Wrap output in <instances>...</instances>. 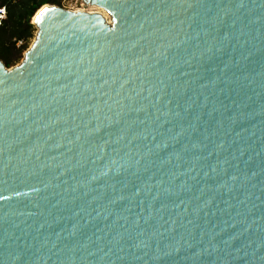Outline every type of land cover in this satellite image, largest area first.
<instances>
[{"label":"water","instance_id":"95a60500","mask_svg":"<svg viewBox=\"0 0 264 264\" xmlns=\"http://www.w3.org/2000/svg\"><path fill=\"white\" fill-rule=\"evenodd\" d=\"M82 1L0 59V264H264V0Z\"/></svg>","mask_w":264,"mask_h":264},{"label":"trees","instance_id":"16d2710c","mask_svg":"<svg viewBox=\"0 0 264 264\" xmlns=\"http://www.w3.org/2000/svg\"><path fill=\"white\" fill-rule=\"evenodd\" d=\"M47 5L62 6L59 0H0V6L7 10L0 26V59L7 68L16 65L29 48L36 33L33 18ZM19 42L22 45L18 46Z\"/></svg>","mask_w":264,"mask_h":264},{"label":"built area","instance_id":"2783aa9c","mask_svg":"<svg viewBox=\"0 0 264 264\" xmlns=\"http://www.w3.org/2000/svg\"><path fill=\"white\" fill-rule=\"evenodd\" d=\"M61 2V4L63 3V1H67V0H59ZM72 2L74 3L75 6H73L70 9L67 10H71V11H77V12H87V13H98L96 11H88L86 9V7H89V5L85 4L82 0H72ZM7 17V10L6 7L4 6H0V26L3 24V22L6 20ZM107 18V17H106ZM22 45V42L18 43V46Z\"/></svg>","mask_w":264,"mask_h":264},{"label":"rangeland","instance_id":"374dc122","mask_svg":"<svg viewBox=\"0 0 264 264\" xmlns=\"http://www.w3.org/2000/svg\"><path fill=\"white\" fill-rule=\"evenodd\" d=\"M73 6H75V5H74V3L72 2V0H67V1H63L61 7L64 8V9H70V8H72ZM86 9H87L88 11H96V12H100V10H97L96 7H92V6L86 7ZM98 9H99V8H98ZM32 22H33V21H32ZM35 35H36V33H35ZM34 40H35V37H34V39H32L31 42L29 43V48H30L31 45L33 44ZM29 48H28V49H29ZM28 49H27V50H28ZM26 52H27V51H26ZM26 52H25V53H26ZM25 53H23V55H22V59H21L16 65H14L13 67L19 65V64L22 62V60L24 59V55H25ZM13 67H11V68H13Z\"/></svg>","mask_w":264,"mask_h":264},{"label":"bare ground","instance_id":"6f19581e","mask_svg":"<svg viewBox=\"0 0 264 264\" xmlns=\"http://www.w3.org/2000/svg\"><path fill=\"white\" fill-rule=\"evenodd\" d=\"M47 9V7H43L38 13H37V15L34 17V21H36V19L45 11ZM97 10H100V12H98V13H101L102 15H104L105 17H107L108 18V15H107V13L105 12V11H103V10H101V9H98L97 8Z\"/></svg>","mask_w":264,"mask_h":264}]
</instances>
